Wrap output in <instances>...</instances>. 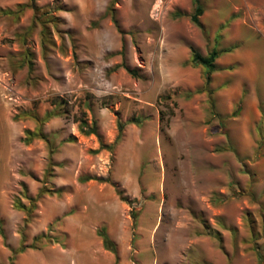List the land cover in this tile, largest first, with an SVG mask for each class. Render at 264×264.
<instances>
[{"label":"rangeland","instance_id":"rangeland-1","mask_svg":"<svg viewBox=\"0 0 264 264\" xmlns=\"http://www.w3.org/2000/svg\"><path fill=\"white\" fill-rule=\"evenodd\" d=\"M198 1L0 0V264H264V0Z\"/></svg>","mask_w":264,"mask_h":264},{"label":"trees","instance_id":"trees-1","mask_svg":"<svg viewBox=\"0 0 264 264\" xmlns=\"http://www.w3.org/2000/svg\"><path fill=\"white\" fill-rule=\"evenodd\" d=\"M34 0H29V4L31 7H34ZM193 3H194V6H193V11L190 13L189 15V19L192 23H194L195 25H197L198 27H200L201 31H203L202 29V26L201 24L199 23V20H198V17L199 15L202 13L203 11V7L202 5L199 3L198 0H193ZM114 21V20H113ZM226 50V49H225ZM222 50L221 49H217L215 46L211 47L208 51H206L205 54H201L199 51H197L195 48L191 47L190 46V58L188 60V63L190 65H199L202 67L203 69V72H202V76H203V83H202V87L201 88H198L195 90V92H200V91H205L206 93H210L211 90L209 89L208 85H209V82H210V73L215 69V64H214V61L216 59V57L218 56V54L221 52ZM25 64H27L28 66L30 65V60H29V57L26 58L25 57ZM22 63V62H21ZM122 65V67L130 74L132 75H137L133 69H129L127 68L126 66H124L123 64H120ZM192 94V92H186V97L190 96ZM50 114V113H49ZM47 114L46 117L49 115ZM161 118H159L160 120ZM127 122H132V123H138L139 120L138 118H129L127 120ZM124 123L123 121H120L119 119L116 120V129H117V134L115 136V139L114 140H117V138L119 137L120 135V132L124 126ZM80 132L82 133H92V134H95L97 135L96 133V129H95V122L94 121H91L90 125L86 128L83 127V124H80V128H79ZM40 137L42 139L45 140L44 138V135L42 134L40 128H37L36 130H28V129H25L24 130V137L22 138V141L24 143H28L32 140L33 137ZM71 139V138H69ZM111 145H106L105 143L99 141V144H98V147L95 149V151H98L99 149H108L110 148ZM91 177L89 176H84L82 177L80 180H87V179H90ZM99 179H103V180H107L106 177L104 178H99ZM44 191H48L44 188H41L38 192L39 193H42ZM119 193V192H118ZM28 200H29V203L28 205L26 206L24 203L21 202V200L19 198H15L14 199V203H13V206L15 208H19V209H22L24 212H26V215L29 214V212L31 211L32 207L34 206V198H31V197H27ZM135 215L136 213L135 212H131L130 213V216L132 218V220H134L135 218ZM96 233L97 235L101 238V244H102V247L106 250H109L110 252H112L114 255H115V259H116V248H115V244L112 242V240L108 237L106 231H105V228L104 226H99L97 229H96ZM48 235L46 234H42L40 235L39 237H46ZM39 237H35V239H39ZM217 237H218V234H217ZM31 246V245H30ZM25 246H19L14 252H20V251H23Z\"/></svg>","mask_w":264,"mask_h":264},{"label":"crops","instance_id":"crops-1","mask_svg":"<svg viewBox=\"0 0 264 264\" xmlns=\"http://www.w3.org/2000/svg\"><path fill=\"white\" fill-rule=\"evenodd\" d=\"M80 224H79V222H75V227H73L72 229H70V232L72 231V236L73 235H75L76 234V231H75V229H78ZM104 228H105V226H104ZM106 231V230H105ZM97 234V233H96ZM101 239V238H100ZM102 245V244H101ZM90 254V253H89ZM70 256V259H71V261H72V264H74L75 262H74V260L72 259V256L71 255H69Z\"/></svg>","mask_w":264,"mask_h":264}]
</instances>
